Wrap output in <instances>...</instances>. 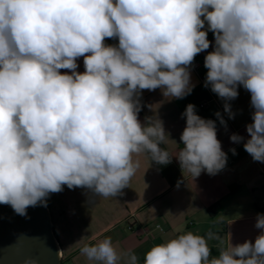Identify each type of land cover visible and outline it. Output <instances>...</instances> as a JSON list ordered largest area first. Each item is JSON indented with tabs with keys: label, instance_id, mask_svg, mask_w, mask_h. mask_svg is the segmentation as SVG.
<instances>
[{
	"label": "clouds",
	"instance_id": "1",
	"mask_svg": "<svg viewBox=\"0 0 264 264\" xmlns=\"http://www.w3.org/2000/svg\"><path fill=\"white\" fill-rule=\"evenodd\" d=\"M208 32L215 43L204 57V87L224 101L229 119L238 89L250 93L249 138L233 133L230 141L264 163V0H0V204L27 216L65 186L122 196L141 153L158 165L175 156L193 180L222 171L228 157L216 121L194 104L182 114L175 155L160 147L169 139L163 121L138 118L144 90L191 94V66L209 49ZM254 226V242L229 243L218 256L208 244L218 236L191 231L153 245L142 261L131 249L118 253L111 237L80 254L102 264H264V214ZM43 248L21 236L7 250L20 264H39Z\"/></svg>",
	"mask_w": 264,
	"mask_h": 264
},
{
	"label": "crops",
	"instance_id": "2",
	"mask_svg": "<svg viewBox=\"0 0 264 264\" xmlns=\"http://www.w3.org/2000/svg\"><path fill=\"white\" fill-rule=\"evenodd\" d=\"M208 39L209 49L197 54L191 66V81L195 85L191 94L175 99L164 97L160 89L144 90L138 118L144 123L145 117L158 116L169 138L160 147L175 155L183 147L180 136L186 119L182 114L189 103L194 104L199 116L216 121L217 138L228 157L226 167L216 175L202 173L193 180L182 172L175 156L170 164L158 165L141 153L133 157L140 166L122 196L99 197L88 189L70 190L66 186L62 192L51 194L47 205L54 232L61 252L71 264H102L89 261L80 254V249L105 237L112 238L118 253L131 249L142 261L153 245L188 231L205 237L211 232L219 237L208 240L212 256H218L220 248L229 243L254 242L259 234L254 225L257 214H264V163L253 161L243 142L230 141L233 133L245 140L249 138L246 125L252 122L253 111L250 93L243 87L238 89V98L230 102L235 118L229 119L224 101L204 87L207 73L204 57L215 43L212 32H208ZM105 43L114 45L118 40L106 38ZM77 63V70L83 72V57ZM217 112L227 121V128L220 124ZM232 148L235 155L230 151ZM215 203L221 205V210L212 215L208 207Z\"/></svg>",
	"mask_w": 264,
	"mask_h": 264
},
{
	"label": "water",
	"instance_id": "3",
	"mask_svg": "<svg viewBox=\"0 0 264 264\" xmlns=\"http://www.w3.org/2000/svg\"><path fill=\"white\" fill-rule=\"evenodd\" d=\"M21 236L40 240L49 248L41 249L39 264H61V248L48 205L29 207L27 216H20L10 206L0 204V264H20L9 256L7 248Z\"/></svg>",
	"mask_w": 264,
	"mask_h": 264
},
{
	"label": "trees",
	"instance_id": "4",
	"mask_svg": "<svg viewBox=\"0 0 264 264\" xmlns=\"http://www.w3.org/2000/svg\"><path fill=\"white\" fill-rule=\"evenodd\" d=\"M220 210H221V205L219 203H215V204L211 205L210 207H208V212L212 215H215Z\"/></svg>",
	"mask_w": 264,
	"mask_h": 264
},
{
	"label": "built area",
	"instance_id": "5",
	"mask_svg": "<svg viewBox=\"0 0 264 264\" xmlns=\"http://www.w3.org/2000/svg\"><path fill=\"white\" fill-rule=\"evenodd\" d=\"M205 104L204 103H202V107L204 106ZM172 161H173V159H172ZM132 227V226H131ZM156 227L157 228H159V229H162L161 227H160V225H156ZM60 257H61V264H71L67 259H66V257L64 256V254L62 253V252H60Z\"/></svg>",
	"mask_w": 264,
	"mask_h": 264
}]
</instances>
